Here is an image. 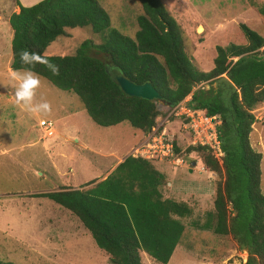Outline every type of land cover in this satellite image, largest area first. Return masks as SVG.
<instances>
[{
    "label": "trees",
    "instance_id": "trees-1",
    "mask_svg": "<svg viewBox=\"0 0 264 264\" xmlns=\"http://www.w3.org/2000/svg\"><path fill=\"white\" fill-rule=\"evenodd\" d=\"M137 1L141 13L135 18L137 29L129 37L110 26L109 16L97 0H43L35 7H25L16 0L18 10L7 18L11 32L9 67H27L20 63L22 49L50 57L60 67L59 76L43 65L33 71L55 87L77 95L95 124L110 126L126 120L142 134L164 114L158 100L124 95L104 62L89 55V47L104 53L117 73L133 83L150 82L163 104H175L190 93L191 107L217 114L221 121L216 127L220 163L205 146L184 149L185 154L200 152L203 164L219 177L213 210L202 227L229 235L239 250H248L246 259L237 264H264L261 153L248 141L255 120L251 110L257 103L264 104V50H259L264 45V30L259 33L240 24L246 45L216 46L212 67L199 71L186 56L181 29L162 2ZM258 11L264 15V9ZM84 26L100 34L102 41L94 45L83 40L69 55L44 54L46 46L63 35L64 29ZM201 82L204 86L193 89ZM162 183L146 159L129 155L92 188L65 186L32 196L46 197L75 215L110 263L144 264L138 252L142 249L166 264L184 229L181 219L190 214V208L185 202L162 198L157 188Z\"/></svg>",
    "mask_w": 264,
    "mask_h": 264
},
{
    "label": "rangeland",
    "instance_id": "rangeland-1",
    "mask_svg": "<svg viewBox=\"0 0 264 264\" xmlns=\"http://www.w3.org/2000/svg\"><path fill=\"white\" fill-rule=\"evenodd\" d=\"M160 1L179 25L183 50L199 71L212 67L216 46L246 45L240 24L259 33L264 30V15L258 11L264 9V0ZM18 2L21 4V0ZM97 2L107 12L110 26L133 37L135 18L141 13L137 0ZM16 11V0H0V262L112 264L68 209L32 194L65 186L85 189V183L103 172V163L129 156L142 133L126 120L110 126L95 124L77 95L55 87L41 76L37 99L48 100L52 112L38 116L17 106L11 73L22 69L9 67L11 32L7 22L8 15ZM83 40L94 45L102 41L101 35L88 26L66 28L63 35L46 46L44 54H72ZM259 50H264V45ZM88 53L101 59L113 76L117 74L104 53L95 47H89ZM158 105L164 112L159 115L160 122L168 105ZM251 112L255 120L248 141L261 153L259 188L264 195V104H255ZM46 121L52 124L51 135L42 129ZM161 124L181 146L187 144L189 133L182 128L180 119L169 116ZM201 157L198 151H184L181 167L164 162L150 164L160 174L161 183L171 182V200L185 202L190 208V214L181 219L184 229L166 264H237L245 260L246 252L237 248L231 236L217 235L202 227L207 213L213 210L219 177L213 171L212 177H207L198 170L201 166L210 172ZM191 162L195 166L189 171ZM193 189L202 190L200 196L190 193ZM142 254L144 264H162L147 257L145 250Z\"/></svg>",
    "mask_w": 264,
    "mask_h": 264
},
{
    "label": "built area",
    "instance_id": "built-area-1",
    "mask_svg": "<svg viewBox=\"0 0 264 264\" xmlns=\"http://www.w3.org/2000/svg\"><path fill=\"white\" fill-rule=\"evenodd\" d=\"M202 84V82L197 84L193 89L202 86ZM189 100L190 93L177 103L168 105L163 120L159 122V116L156 117L154 125L132 147L130 155L146 160L163 161L171 166L181 167L186 145H201L209 149L213 158L220 163L222 151L216 130L217 125L220 123V118L217 114H207L202 109L191 107ZM169 116L180 119L182 128L189 133L187 144L185 146L179 145L177 150H175V145L178 142L175 143L173 134L167 132L166 128L161 124ZM51 125L50 121H46L42 125V129L46 131L47 135H51L53 132ZM191 165H194V162H191ZM198 170L206 171L201 166Z\"/></svg>",
    "mask_w": 264,
    "mask_h": 264
},
{
    "label": "clouds",
    "instance_id": "clouds-1",
    "mask_svg": "<svg viewBox=\"0 0 264 264\" xmlns=\"http://www.w3.org/2000/svg\"><path fill=\"white\" fill-rule=\"evenodd\" d=\"M42 2L43 0H29L28 3H25V0H21L25 7H35ZM19 59L21 65L27 67L11 73V79L15 82L13 85L14 103L34 115L50 114L52 112L51 103L43 98L37 99V92L41 87V79L39 74L34 72L33 69L37 65H43L53 76H59V65L53 63L50 57L27 49H22L19 52Z\"/></svg>",
    "mask_w": 264,
    "mask_h": 264
},
{
    "label": "crops",
    "instance_id": "crops-1",
    "mask_svg": "<svg viewBox=\"0 0 264 264\" xmlns=\"http://www.w3.org/2000/svg\"><path fill=\"white\" fill-rule=\"evenodd\" d=\"M29 2V1H28ZM28 2H25V3H28ZM21 5H24V4H22L21 3ZM17 10H18V7H17ZM137 131V130H136ZM139 132V131H138ZM140 133V132H139ZM140 140V139H139ZM138 140V141H139ZM137 141V142H138ZM122 158L123 157H114L113 159H111V160H108L107 162H105V163H103L102 164V170H103V172L100 174V175H97V176H95L92 180H89V181H91L89 184H87V185H84V186H86V188H92L97 182H99V181H101V180H103L109 173H111L113 170H114V168L116 167V165L119 163V162H121L122 161ZM151 165H152V163H154V166H155V162H157V163H159V162H163V161H158V160H147ZM153 161V162H152ZM194 162H196V161H194ZM164 163H166V162H164ZM166 164H168V163H166ZM169 165V164H168ZM157 169H158V167H157ZM189 171H192L193 170V167H192V165H191V167L188 169ZM203 173H205L206 174V176L207 177H212L211 176V171L210 172H208L207 170L205 171V172H203ZM88 181V182H89ZM202 181V183H205V181L202 179L201 180ZM85 188V189H86ZM158 192L161 194V197L162 198H169V199H171V194H172V190H171V182H165L164 184L162 183V184H160V185H158ZM194 191V192H193ZM202 190H192V191H190V193L191 192H193V193H195V194H197V195H199L200 196V192H201ZM71 213V212H70ZM73 215V214H72ZM73 216H75V215H73ZM174 218L176 217L175 215H172ZM76 217V216H75ZM77 218V217H76ZM77 220H78V218H77ZM79 221V220H78ZM79 223H80V225H81V227H83V225L81 224V222L79 221ZM84 228V227H83ZM83 231H85V233H86V231H88L86 228H84V230ZM177 245V244H176ZM175 245V246H176ZM175 246H174V248H175ZM173 248V249H174ZM142 249H139V256H140V260H141V255H143L142 254ZM107 259H108V255L106 254V252H104V254H103ZM146 256L147 257H151L150 255H148V254H146ZM152 258V257H151ZM153 259V258H152ZM141 262H142V260H141ZM143 263V262H142Z\"/></svg>",
    "mask_w": 264,
    "mask_h": 264
},
{
    "label": "water",
    "instance_id": "water-1",
    "mask_svg": "<svg viewBox=\"0 0 264 264\" xmlns=\"http://www.w3.org/2000/svg\"><path fill=\"white\" fill-rule=\"evenodd\" d=\"M113 78L117 86L121 90V92L126 96L144 98L147 100H158V102H162L160 101L161 97L159 93L148 81H145L141 84H136L130 81L129 79H127L126 77H124L120 73L115 74ZM244 251L246 252V257H247L248 250L244 248Z\"/></svg>",
    "mask_w": 264,
    "mask_h": 264
},
{
    "label": "bare ground",
    "instance_id": "bare-ground-1",
    "mask_svg": "<svg viewBox=\"0 0 264 264\" xmlns=\"http://www.w3.org/2000/svg\"><path fill=\"white\" fill-rule=\"evenodd\" d=\"M200 29V28H199Z\"/></svg>",
    "mask_w": 264,
    "mask_h": 264
}]
</instances>
